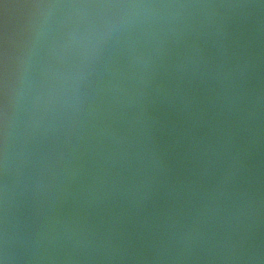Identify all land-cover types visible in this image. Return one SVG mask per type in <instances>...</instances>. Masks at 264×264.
Returning a JSON list of instances; mask_svg holds the SVG:
<instances>
[{
    "label": "water",
    "instance_id": "water-1",
    "mask_svg": "<svg viewBox=\"0 0 264 264\" xmlns=\"http://www.w3.org/2000/svg\"><path fill=\"white\" fill-rule=\"evenodd\" d=\"M0 264H264V0H0Z\"/></svg>",
    "mask_w": 264,
    "mask_h": 264
}]
</instances>
